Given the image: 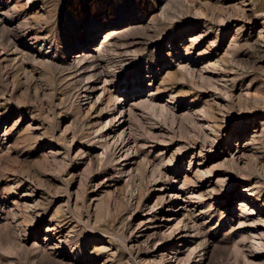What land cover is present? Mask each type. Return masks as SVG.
I'll return each instance as SVG.
<instances>
[{
	"label": "rangeland",
	"instance_id": "obj_1",
	"mask_svg": "<svg viewBox=\"0 0 264 264\" xmlns=\"http://www.w3.org/2000/svg\"><path fill=\"white\" fill-rule=\"evenodd\" d=\"M93 1L0 0V264H264V0Z\"/></svg>",
	"mask_w": 264,
	"mask_h": 264
},
{
	"label": "bare ground",
	"instance_id": "obj_2",
	"mask_svg": "<svg viewBox=\"0 0 264 264\" xmlns=\"http://www.w3.org/2000/svg\"><path fill=\"white\" fill-rule=\"evenodd\" d=\"M103 3H104V0H94L93 2H92V4L91 5H94V14H97V13H99L102 9H103ZM146 15H148L146 12H142L141 13V15L140 16H146ZM115 19H116V17L114 16V15H112L111 13H110V15L109 16H104L103 17V24H108V23H112V22H114L115 21ZM124 19H122V20H120V21H118L115 25L117 26L118 24L119 25H123V26H121L120 28H118V29H116V28H113V29H110V30H108L106 33H107V35H106V39H109V40H113L114 38H119V37H122L121 38V40H123L124 41V43H123V45L122 46H124V48H126V54H124V55H127L128 53V48L129 47H131L130 45L132 44H129L128 43V41L129 40H127V36H129V35H125V36H123V34L121 35L120 34V32H121V30L123 29V28H126L128 25H130L129 24V21L126 23V24H124V21H123ZM135 18H133V23L135 22ZM120 39V38H119ZM126 41V42H125ZM125 45H126V47H125ZM105 48V47H104ZM122 48V47H121ZM124 51V50H123ZM99 52V51H98ZM73 53H75V52H73ZM130 54V53H129ZM120 54H118V56H119ZM131 55V54H130ZM82 58V57H81ZM80 58V65H81V63L83 62V61H86V59H87V57H84L83 56V58L81 59ZM97 60H95V62H96ZM78 66V68H77V70H76V72H78V70L79 69H82L83 68V66ZM100 67V63H99V65H97L96 66V69L97 68H99ZM91 68V67H90ZM89 68V69H90ZM81 72V71H80ZM173 118H177L176 116H174L173 115ZM185 119L186 118H183L182 119V121L181 122H185ZM188 119V118H187ZM187 121V120H186ZM183 122V125L185 124ZM185 126V125H184ZM184 126H182V128L184 127ZM184 129H187V128H184ZM184 137V136H183ZM210 173H212V172H209L208 173V175L210 174ZM190 183H192L193 184V186H194V183H198V181H190ZM261 188V187H260ZM263 189V188H262ZM261 189V190H262ZM232 201V199L229 201V202H231ZM242 204H244L243 202H242ZM253 204V203H252ZM244 216V215H243ZM253 215H246L245 216V218H248V217H252ZM249 251V252H248ZM247 252H248V255H250V256H259L260 257V255L259 254H256V253H254L252 250H247Z\"/></svg>",
	"mask_w": 264,
	"mask_h": 264
}]
</instances>
